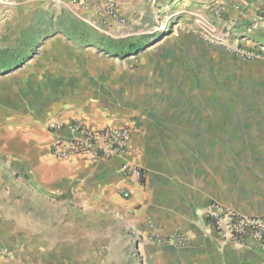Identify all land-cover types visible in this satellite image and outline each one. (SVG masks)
Returning a JSON list of instances; mask_svg holds the SVG:
<instances>
[{
	"label": "crops",
	"instance_id": "obj_1",
	"mask_svg": "<svg viewBox=\"0 0 264 264\" xmlns=\"http://www.w3.org/2000/svg\"><path fill=\"white\" fill-rule=\"evenodd\" d=\"M114 1L119 14H131L135 3L150 0ZM160 1L212 4L211 11L197 10L195 14H217L214 29L224 48L264 49V0ZM105 3L0 0V27L17 20L23 26V20H38L39 14H101ZM65 45L62 50L69 49ZM98 46L105 49L104 42ZM227 55L224 59L217 55L208 65L207 78L212 85L220 76L215 77L217 69L226 68L227 76L222 75L226 85L218 96L222 101L218 106H214L217 96L213 94L211 103L187 111L146 109V96H137L134 90V72H127L124 83L117 64L114 70L102 68L96 76L58 81L64 85L55 90L56 98H48L44 92L32 95L38 111L28 118L42 131L37 138L32 133L15 158L19 175L32 182V186L19 182L12 188L18 198L15 203L21 207L19 214L27 215L25 208L33 209L31 203L51 205L45 199L52 194L92 201L100 190L121 193L131 188L133 195L124 205L142 212L136 226L142 234L143 257L150 264H264V247L251 238L241 246L225 242L204 218L212 202L247 216H264V61L247 62ZM230 71L238 75L231 78ZM40 74L47 75L42 71L35 75ZM30 89L20 83L15 92L28 95ZM231 99L239 104L231 106ZM72 120L93 129L130 126L134 131L127 158L100 162L80 157L55 159L50 150L54 135L48 124ZM125 161L144 170L142 187L128 184L121 171Z\"/></svg>",
	"mask_w": 264,
	"mask_h": 264
},
{
	"label": "rangeland",
	"instance_id": "obj_2",
	"mask_svg": "<svg viewBox=\"0 0 264 264\" xmlns=\"http://www.w3.org/2000/svg\"><path fill=\"white\" fill-rule=\"evenodd\" d=\"M211 5L150 0L135 3L131 14H119L116 4L114 15L104 6L101 14H39L38 20H23V26L17 20L0 27V64L10 65L0 69V264H150L136 226L142 212L124 205L128 200L120 191L100 190L92 201L52 194L45 199L51 205L31 203L33 209L25 208L22 217L12 188L32 182L19 175L15 158L23 142L42 131L28 118L38 111L32 95L56 98L55 90L64 85L58 81L96 76L116 64L124 83L127 72H134V90L146 96V109L187 111L211 103L213 94L214 106L220 105L226 68L217 69L215 77L220 76L212 85L208 65L217 55L238 57L215 32L217 14H195L211 11ZM133 43L140 51L132 53ZM63 44L69 49L62 50ZM37 71L47 75L37 77ZM20 83L30 86L28 95L15 92ZM238 104L231 99V106Z\"/></svg>",
	"mask_w": 264,
	"mask_h": 264
},
{
	"label": "built area",
	"instance_id": "obj_3",
	"mask_svg": "<svg viewBox=\"0 0 264 264\" xmlns=\"http://www.w3.org/2000/svg\"><path fill=\"white\" fill-rule=\"evenodd\" d=\"M78 0H73V4ZM108 14H116V2L106 0ZM229 52L244 61H264V49L257 47H231ZM48 130L54 135L50 150L52 156L60 161H70L80 157L89 162L110 161L127 158L132 139L130 126L108 125L93 129L79 120L50 121ZM122 173L131 186L142 187L145 172L128 161L122 165ZM125 199H130L133 190L127 188L122 192ZM208 224L221 236L223 241L235 245H244L248 238L264 247V216H247L237 210L212 202L204 211ZM179 244L184 242L177 237Z\"/></svg>",
	"mask_w": 264,
	"mask_h": 264
},
{
	"label": "trees",
	"instance_id": "obj_4",
	"mask_svg": "<svg viewBox=\"0 0 264 264\" xmlns=\"http://www.w3.org/2000/svg\"><path fill=\"white\" fill-rule=\"evenodd\" d=\"M138 47H141L138 43H133V44H131L130 46H129V48L131 49V51H132V53L133 52H138V51H140V49H138ZM132 53L131 54H128V55H132ZM24 58H28V55H24L23 56V59ZM21 58H19V60H20ZM25 59V60H26ZM9 63L8 62H6V61H3L2 62V64H0V69H2V68H8V70H9Z\"/></svg>",
	"mask_w": 264,
	"mask_h": 264
}]
</instances>
